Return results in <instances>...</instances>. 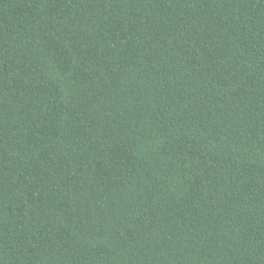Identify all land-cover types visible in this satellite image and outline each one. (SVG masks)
Returning a JSON list of instances; mask_svg holds the SVG:
<instances>
[{"label": "trees", "instance_id": "trees-1", "mask_svg": "<svg viewBox=\"0 0 264 264\" xmlns=\"http://www.w3.org/2000/svg\"><path fill=\"white\" fill-rule=\"evenodd\" d=\"M0 264H264V0H0Z\"/></svg>", "mask_w": 264, "mask_h": 264}]
</instances>
